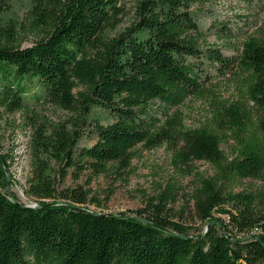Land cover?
Segmentation results:
<instances>
[{"label": "trees", "instance_id": "1", "mask_svg": "<svg viewBox=\"0 0 264 264\" xmlns=\"http://www.w3.org/2000/svg\"><path fill=\"white\" fill-rule=\"evenodd\" d=\"M10 1L0 0V14ZM120 1L31 0L21 23L0 29V110L31 111L28 97L37 87L42 94L34 100L79 111L76 130L87 128L92 146L76 149L79 136L64 126L55 137L39 126L34 136L39 152L55 151L63 171L106 176L127 167L138 145L167 144L185 166L208 163L214 176L197 174L190 198L207 228L192 234L171 220L167 192L135 217L82 209L88 198L76 191L65 195L75 204L44 202L58 189L38 156L26 194L41 201L30 208L3 191L8 162L0 154V264H264V235L253 236L264 231V28L238 36L218 27L215 35L232 53L225 56L203 49L206 36L191 12L203 0H144L139 23L108 38ZM203 61L247 78L240 101L218 102L208 123L190 128L179 108L213 95ZM93 107L113 122L85 120ZM225 142L232 143L230 155ZM246 180L259 185L237 191Z\"/></svg>", "mask_w": 264, "mask_h": 264}, {"label": "rangeland", "instance_id": "2", "mask_svg": "<svg viewBox=\"0 0 264 264\" xmlns=\"http://www.w3.org/2000/svg\"><path fill=\"white\" fill-rule=\"evenodd\" d=\"M143 1L121 0L118 4L119 14L108 26L106 36L115 38L136 26L140 21L139 7ZM30 9L31 0H11L7 10L0 14V29L18 25ZM191 12L206 36L203 49L210 45L212 48H219L225 56L232 53L227 49V44L215 35L218 27L228 25L238 36L241 33L249 35L257 28H264V0L253 5H247L241 0H203L193 5ZM34 38L30 37L22 47L31 46ZM202 65L204 72L210 76L212 85L209 84V88L213 95L204 99H189L179 108L184 124L190 128L208 123L218 102L240 101L242 83L247 78L244 72L226 75L206 61ZM35 94H42L37 87H33L28 97L29 112L8 113L0 110V154L5 155L8 162L5 169L7 186L3 189L5 193L16 195L22 204L38 207L41 200L26 194L35 180L34 166L38 156L48 164L49 176L58 189L56 198L44 202L75 204L65 198V195L76 191L77 195L88 198V203L79 205L82 209L97 214H127L135 217L137 211L149 207L152 209L151 204H159L160 196L167 192L169 201L165 209L171 220L190 228L192 234L207 228V223L197 219L190 198L197 174L214 176L215 172L208 163L194 162L185 166L177 163L175 151L167 144L154 148L138 145L131 151V162L127 167H115L106 176L98 177L89 170L69 167L63 171L61 161L54 156L55 151L51 147L44 154L39 152L38 145L34 143L36 129L39 126L49 129L48 136L55 137L53 130L67 127L74 137L79 136L76 149L94 144L90 140L91 133L85 127L76 130L79 111L64 110L44 100L36 101L32 98ZM87 116L84 118L89 122L99 121L104 125L113 122L111 115L95 107L91 108ZM231 145L232 143L226 142L222 145L228 155L231 154ZM258 185L252 180H246L237 191L250 190ZM93 199L96 205L91 203ZM217 216H221L223 220L228 219L226 215Z\"/></svg>", "mask_w": 264, "mask_h": 264}, {"label": "bare ground", "instance_id": "3", "mask_svg": "<svg viewBox=\"0 0 264 264\" xmlns=\"http://www.w3.org/2000/svg\"><path fill=\"white\" fill-rule=\"evenodd\" d=\"M262 228V227H261ZM258 235H264V231L262 229H256L254 232H253V236H258Z\"/></svg>", "mask_w": 264, "mask_h": 264}, {"label": "water", "instance_id": "4", "mask_svg": "<svg viewBox=\"0 0 264 264\" xmlns=\"http://www.w3.org/2000/svg\"><path fill=\"white\" fill-rule=\"evenodd\" d=\"M28 207H30V208H35V207H33V206H28Z\"/></svg>", "mask_w": 264, "mask_h": 264}, {"label": "built area", "instance_id": "5", "mask_svg": "<svg viewBox=\"0 0 264 264\" xmlns=\"http://www.w3.org/2000/svg\"><path fill=\"white\" fill-rule=\"evenodd\" d=\"M253 238H257V237H253Z\"/></svg>", "mask_w": 264, "mask_h": 264}]
</instances>
